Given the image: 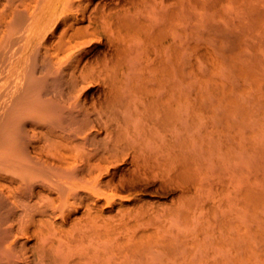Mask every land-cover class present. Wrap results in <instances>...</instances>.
I'll return each mask as SVG.
<instances>
[{"label": "bare ground", "instance_id": "6f19581e", "mask_svg": "<svg viewBox=\"0 0 264 264\" xmlns=\"http://www.w3.org/2000/svg\"><path fill=\"white\" fill-rule=\"evenodd\" d=\"M0 264H264V0H0Z\"/></svg>", "mask_w": 264, "mask_h": 264}, {"label": "rangeland", "instance_id": "374dc122", "mask_svg": "<svg viewBox=\"0 0 264 264\" xmlns=\"http://www.w3.org/2000/svg\"><path fill=\"white\" fill-rule=\"evenodd\" d=\"M260 1H262V0H260ZM224 4H225V3H224ZM226 4H227V3H226ZM226 4L224 5L225 7H226ZM227 5L229 6V4H227ZM230 6H231V7H230ZM230 6H229V8L232 9V8H233V7H232V4H230ZM226 9H227L228 12H229V9H228L227 7H226ZM226 9H225V10H226ZM231 9H230V11H231L230 13H232V10H231ZM234 9H235V8H233V10H234ZM227 10H226V11H227ZM236 10L238 11L239 9H236ZM233 12H234V11H233ZM238 12H239V11H238Z\"/></svg>", "mask_w": 264, "mask_h": 264}]
</instances>
